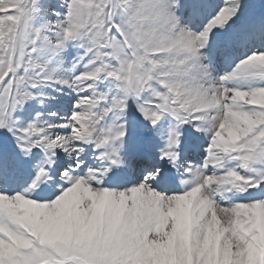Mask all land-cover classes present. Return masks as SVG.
<instances>
[{
	"label": "snow or ice",
	"instance_id": "6c2138e0",
	"mask_svg": "<svg viewBox=\"0 0 264 264\" xmlns=\"http://www.w3.org/2000/svg\"><path fill=\"white\" fill-rule=\"evenodd\" d=\"M0 264H264V0H0Z\"/></svg>",
	"mask_w": 264,
	"mask_h": 264
}]
</instances>
